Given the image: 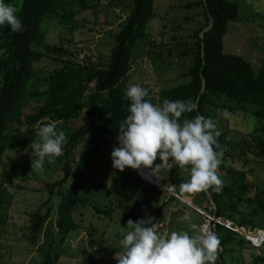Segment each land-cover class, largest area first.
Wrapping results in <instances>:
<instances>
[{
  "label": "trees",
  "instance_id": "1",
  "mask_svg": "<svg viewBox=\"0 0 264 264\" xmlns=\"http://www.w3.org/2000/svg\"><path fill=\"white\" fill-rule=\"evenodd\" d=\"M100 1L5 0L17 9L16 15L23 27L15 33L6 25L0 28V222L11 201L6 186L15 181L26 183L31 171L29 159L8 165L11 159L8 149H26L37 138L36 126L44 121L63 123L66 130L62 154L54 158L61 176L46 184V201L29 215L27 227L29 240L33 243L40 239L49 218H55L54 230L46 231L44 241L36 247V257L29 264H56L66 250L71 234L81 228L82 212L87 208L104 214L107 219L111 217L110 207L99 209L82 194V189L90 177L95 158L104 147L116 141L118 125L128 114L130 102L124 96L127 76L137 51L149 36L148 23L157 18L155 0H131L130 7L124 6L129 0H106L109 5H121L128 12L118 30L111 35L113 42L105 62L99 59L94 62L91 57L76 61L75 52L51 47L46 43L48 29L44 25L57 21L72 29L84 27L90 21L94 23L95 19L88 17L89 12L95 17ZM193 4L202 8L204 25L188 37L194 42L195 49L190 52V67L182 74L187 82L158 92L147 89L149 98L153 104H161L165 98L195 102V111L183 114L181 119L197 115L211 118L213 110L221 114L226 110L230 119L238 121L242 118L251 125L247 127L246 135L243 131L236 134L239 128L235 126L230 131H219L215 150L222 152L217 169L223 180L220 191L210 186L200 192H180L179 185L187 182L189 175L176 176L181 169L177 165L169 170L168 176L181 195L192 197L194 201L207 196L214 204V217L235 220L236 225L247 229L264 230V224L254 220L264 217V187L251 179L254 172L250 169L252 164L264 162V66L254 72L238 54L223 53L222 39L228 26L240 20L237 2L197 0ZM83 13L87 17L80 18ZM56 52L59 57L50 55ZM45 55L51 56L56 68L47 77L40 78L35 66ZM27 109L31 111L27 112ZM67 123L75 125L70 128ZM74 149L79 150L76 161L70 158ZM122 179L121 187L115 192L118 197L115 205L122 217L138 218L135 206L129 204L131 199L140 194L150 198L151 192L160 193L139 180L127 182L126 172L122 173ZM107 192L110 194L112 190ZM165 206L166 203H162L155 209L156 221ZM42 208H45L44 213ZM213 232L219 239L215 264H231L225 251L227 246L240 250L246 245L252 251L261 250L264 254V247L254 249L243 237L221 226H216ZM114 252L112 250L110 254ZM89 258L94 262L91 256ZM259 260L263 261L262 258Z\"/></svg>",
  "mask_w": 264,
  "mask_h": 264
},
{
  "label": "rangeland",
  "instance_id": "2",
  "mask_svg": "<svg viewBox=\"0 0 264 264\" xmlns=\"http://www.w3.org/2000/svg\"><path fill=\"white\" fill-rule=\"evenodd\" d=\"M196 1L155 0L154 8L157 18L148 23L149 36L143 41L141 49L137 51L136 58L133 60L132 70L127 76V87L131 84H139L143 88L158 92L164 88L187 82L182 74L190 67L192 57L190 52L192 48L195 49L194 42L188 37L195 29L204 25L202 8L193 4ZM228 1L239 4L240 20L228 26V30L222 39L223 53L238 54L250 64L254 72H258L264 66V0ZM131 4L132 1L129 0L124 3V6L130 7ZM191 4L193 6L188 7ZM127 12L121 5L115 3L109 5L106 0H101L97 5L95 17L92 16L93 13L90 14L91 12H89L88 17L92 20L95 19L94 23L90 21L84 27H73L72 29L57 21L44 24L45 28L48 29L46 43L51 47H62L75 52L77 54L76 61L83 57H91L94 62L97 59L105 62L113 42L111 35L118 30V26L127 16ZM83 17H87L86 13L81 14L80 18ZM89 28L91 30H88ZM97 30H101V33H97ZM50 55L59 57L58 52L53 55L50 53ZM50 55H45L43 60L35 66V71L40 78L47 77L56 68ZM26 111L30 112L31 109ZM221 113L217 110H213L211 113V119L216 125V130L220 132L230 131L235 126L239 129L233 132L238 134V131H243L242 133L246 135L245 131L251 125L250 121H243L242 118L235 121V119L225 117ZM236 114L239 115L237 112ZM43 123L47 122L44 121ZM73 125L75 123H67L66 126L71 128ZM57 127L64 132L66 137L64 124L58 123ZM36 140L37 138L33 142ZM116 146V141H113L103 148L100 155H97L92 165L90 177L82 189V194L90 201L95 202L99 209L110 207L111 217L108 220L104 214H97L91 208L84 210L82 212L84 221L80 225L81 228L71 234L68 244L65 245L66 250L61 254L56 264H116V262H110L109 259H114V254L122 251L119 240L128 231L124 227L129 219L134 222L152 219L161 234H168L171 231H188V223L179 220V217L185 213L191 217L192 223L200 226H204L208 218L214 217V204L207 196H200L194 201L192 197H185L176 193V190L173 194V190L164 183L171 184V179L168 176L170 169L166 167L156 170L164 182L158 176L148 177L153 182L156 180L162 184V186L155 184L161 189L160 191L157 190L160 194L151 192L150 198L143 194L134 196L129 204L135 206L139 213L138 218L122 217L116 206L118 197L115 192L121 187L123 172L128 175L127 182L136 178L132 169L125 168L123 172H120L111 166L110 152ZM78 151V149H74L70 157L74 161L77 160ZM7 153L11 157L8 165L26 162L27 159L30 162V159H35L34 156L30 158V149L27 152L25 149H8ZM157 163H159L158 159L154 161V165ZM175 165L173 164V166ZM250 169L254 172L251 179L264 187V162L259 165L252 164ZM175 175L187 177L189 173L187 168H181ZM60 176L56 161L48 164L46 159L42 169L31 167L29 180L26 183L15 181L6 186L11 201L5 215H2L4 222L2 220L0 222V264H29L36 257V247L41 241H44L46 231L54 230L55 218L48 219L43 226L44 229L40 235L41 240L37 238V243H33L29 240L30 234L27 230L29 215L37 211L46 201L47 196L44 195L46 184H51ZM154 177H157L158 180ZM109 189L112 190L110 194L107 192ZM162 203H166V206L161 211L160 219L156 221L155 209L160 207ZM41 212L44 213L45 208H42ZM216 219L228 220L235 224V220ZM254 220L257 224H264V217L254 218ZM152 221L150 220L148 223H152ZM112 250L115 251L113 255L110 254ZM225 251H227V258L231 264H264L263 252L261 250L252 251L246 245H243L240 250L238 247L231 249L227 246ZM87 253L94 262L91 261ZM259 258H262L263 261H260Z\"/></svg>",
  "mask_w": 264,
  "mask_h": 264
},
{
  "label": "clouds",
  "instance_id": "3",
  "mask_svg": "<svg viewBox=\"0 0 264 264\" xmlns=\"http://www.w3.org/2000/svg\"><path fill=\"white\" fill-rule=\"evenodd\" d=\"M16 13L17 9L11 3L0 0V28L6 25L10 32L21 31L23 26ZM124 96L130 103L128 114L116 130L117 146L110 152L111 166L114 169L120 172L125 168L132 169L136 178L133 180H139L160 191L155 182L148 179V171L151 170L153 175L156 173L161 179L156 170L162 167L171 169L176 164L187 168L189 173L187 182L179 185L180 192H200L210 186H215V191L221 190L223 180L218 176L217 169L222 152L215 150L218 147L216 138L220 133L216 130L214 121L200 115L181 119L183 114L195 111V102L165 98L161 104H153L148 90L139 84L129 85ZM223 115L227 117L229 113L224 110ZM57 124V121H51L36 126L37 140L28 144L25 149V152L31 150L30 158L35 157L34 160L30 159V167L42 169L46 159L48 164H52L54 157L62 154L65 134ZM157 159L159 163L154 165ZM164 183L174 194L175 187L168 182ZM150 220L152 221H126L124 228L128 231L119 240L122 251L114 254L115 260L109 259L110 262L215 264L219 245L217 235L192 223L187 213L179 217V220L188 223V231L161 234L153 221L151 226H146Z\"/></svg>",
  "mask_w": 264,
  "mask_h": 264
},
{
  "label": "built area",
  "instance_id": "4",
  "mask_svg": "<svg viewBox=\"0 0 264 264\" xmlns=\"http://www.w3.org/2000/svg\"><path fill=\"white\" fill-rule=\"evenodd\" d=\"M142 169V168H141ZM141 169H138V171H141ZM149 177L153 176L151 170L148 171ZM138 176L141 177V175ZM154 176H157L156 173ZM199 212V211H198ZM200 213V212H199ZM216 226H221L224 229L235 233L236 235H239L244 238V240L250 244V246L254 249H261L264 247V230L260 229H247L242 226H238L232 222L222 221L220 219L216 218H208V221H206V224L203 226L208 230L213 231Z\"/></svg>",
  "mask_w": 264,
  "mask_h": 264
},
{
  "label": "crops",
  "instance_id": "5",
  "mask_svg": "<svg viewBox=\"0 0 264 264\" xmlns=\"http://www.w3.org/2000/svg\"><path fill=\"white\" fill-rule=\"evenodd\" d=\"M155 179H157L156 177H154ZM158 180V179H157ZM154 182H155V184H157V185H159V186H162V184L161 183H158V182H156V180H154ZM161 184V185H160Z\"/></svg>",
  "mask_w": 264,
  "mask_h": 264
},
{
  "label": "bare ground",
  "instance_id": "6",
  "mask_svg": "<svg viewBox=\"0 0 264 264\" xmlns=\"http://www.w3.org/2000/svg\"><path fill=\"white\" fill-rule=\"evenodd\" d=\"M157 178V177H156Z\"/></svg>",
  "mask_w": 264,
  "mask_h": 264
}]
</instances>
